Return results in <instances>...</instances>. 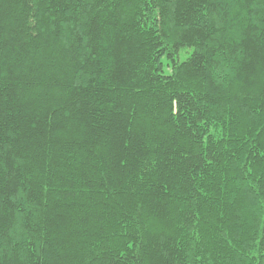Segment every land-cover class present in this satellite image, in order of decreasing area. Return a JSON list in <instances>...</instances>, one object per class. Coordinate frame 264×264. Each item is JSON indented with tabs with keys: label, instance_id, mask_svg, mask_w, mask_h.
<instances>
[{
	"label": "trees",
	"instance_id": "1",
	"mask_svg": "<svg viewBox=\"0 0 264 264\" xmlns=\"http://www.w3.org/2000/svg\"><path fill=\"white\" fill-rule=\"evenodd\" d=\"M0 264H264V0H0Z\"/></svg>",
	"mask_w": 264,
	"mask_h": 264
},
{
	"label": "rangeland",
	"instance_id": "2",
	"mask_svg": "<svg viewBox=\"0 0 264 264\" xmlns=\"http://www.w3.org/2000/svg\"><path fill=\"white\" fill-rule=\"evenodd\" d=\"M181 58H182V59H184V58H185V56H184V53H182V56H181Z\"/></svg>",
	"mask_w": 264,
	"mask_h": 264
}]
</instances>
